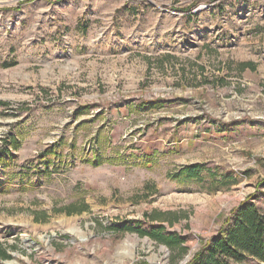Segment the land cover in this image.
Returning <instances> with one entry per match:
<instances>
[{"label": "rangeland", "instance_id": "rangeland-1", "mask_svg": "<svg viewBox=\"0 0 264 264\" xmlns=\"http://www.w3.org/2000/svg\"><path fill=\"white\" fill-rule=\"evenodd\" d=\"M247 200L264 0H0V264H189Z\"/></svg>", "mask_w": 264, "mask_h": 264}, {"label": "trees", "instance_id": "trees-1", "mask_svg": "<svg viewBox=\"0 0 264 264\" xmlns=\"http://www.w3.org/2000/svg\"><path fill=\"white\" fill-rule=\"evenodd\" d=\"M180 175L195 179L198 174L196 167L192 166L178 172V177ZM249 201L242 203L235 211L233 218L236 222H229L228 228L214 237L189 264H231L247 258H254L264 264V213ZM64 212L73 215L79 211L68 207ZM138 232L147 235L143 231ZM10 258L9 254L0 250V259Z\"/></svg>", "mask_w": 264, "mask_h": 264}]
</instances>
